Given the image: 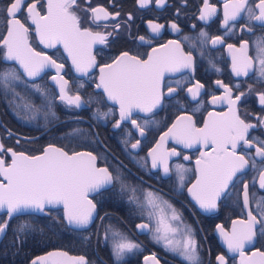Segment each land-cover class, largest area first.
I'll list each match as a JSON object with an SVG mask.
<instances>
[{
    "label": "flooded vegetation",
    "instance_id": "flooded-vegetation-1",
    "mask_svg": "<svg viewBox=\"0 0 264 264\" xmlns=\"http://www.w3.org/2000/svg\"><path fill=\"white\" fill-rule=\"evenodd\" d=\"M9 2L10 0H0V41L7 33L4 9ZM32 2L33 0H26V3ZM208 3L216 8V12L207 20H201L200 14L204 8V0H164L163 4H157L156 0H148L144 6H141L139 0H77L78 8L75 10L81 18V28H88L93 33L98 32L107 36L106 43H95L91 47V53L95 56L98 66L112 63L113 59L122 52H128L132 56L139 55L141 59H146L153 48L160 49L170 40L179 41L182 50L185 53L190 51L194 57V71L182 69L179 72L165 74L161 89L164 95L160 104L152 112L133 113L132 119L144 128L143 136L130 121H122L119 128L113 127L119 120V105L110 102L103 90L96 88L100 76L99 67L90 68L87 73L77 72L61 44H57L54 48H47L40 43L35 33V26L31 24V21L26 20V7L18 13V18L30 29L28 39L32 48L36 52L51 56L58 64H63L64 68L60 75L69 81V89L72 90L70 94L74 95V90L79 85H83L79 94L85 101L91 98V102L78 109L66 107L58 98L59 84L52 80V77L57 75L55 68H45L34 80L24 77L21 71L22 81L16 82L15 90L23 100L16 98L11 92L5 95L0 86V137L5 148H12L29 155L39 154L51 144L69 153L90 151L97 156L98 166L108 167L109 170H112L113 166L119 167L123 178L138 188V195L139 190L158 193L163 201H167L176 210L183 223L172 221L171 210L162 203L160 207L164 209V212L153 215L151 220L147 215V208L143 210L144 215H140L141 209L135 204L128 203L127 194L121 195L117 185L115 188L89 195V199L97 205V215L86 229H76L67 224L63 205L48 206L42 213L17 215L42 218V224L45 227L44 234L40 238L43 243L42 251L28 253L19 258L16 257L20 254L19 252L1 250L0 264H32L36 257L40 255L47 257L52 251L66 252L69 257L83 256L88 264H156V261H159V264H187L177 253L164 247L163 242L157 243L153 238L157 227V215H163L166 224L180 229L176 233H169V238L174 243L182 242L185 225L191 226L197 241L200 264H218L216 257L219 255L225 256L227 264H241L240 253L228 250L221 229L231 234L234 222L247 220V210L243 205L242 185L244 183L249 186V207L253 208V214H256L257 201L264 204V200H261L264 197V189L259 188L258 182L253 183V177H258V172L264 170V162L261 158L255 157L256 167L253 168V160H250L243 174L238 173L234 183L230 184L226 192L217 199V207L214 210L205 211L191 199L187 189L191 187L198 175L196 160L201 152L210 151L211 146L205 148L202 144H196L187 148L172 136H167L161 143V137L181 116H191L195 126L202 128L204 122L209 120V112L228 113L229 104L226 100L212 103L213 96L225 95L223 85L232 87L233 99L240 92L245 93L236 107L241 118L257 125L255 129L249 130V139L254 137L264 139V125L255 118L256 116L264 117V106L259 104L257 96V93L264 92V80L259 78L256 70L258 65L255 64L254 51V41L264 36V28L259 27L255 22H247L243 15L225 26L223 23L225 0H208ZM37 7L42 15L45 14L47 0H39ZM95 7L107 9L110 13L108 19L93 23L91 12L85 10ZM152 24H161L164 27L157 33L152 31ZM172 24H176L180 31H174ZM245 24L253 29L252 33L241 30ZM201 32L207 33L206 43L199 38ZM109 33L111 35H108ZM185 36L190 39L185 40ZM217 36L222 38V42L213 44L211 39ZM140 37H144V40H140ZM245 40L249 42L248 55L254 58V68L248 76H236L232 69L233 52L228 49V45L233 44L239 48ZM4 51L0 43V69L15 65V62L4 61ZM236 55L239 57L241 54L236 53ZM15 66L18 68V65ZM25 80L27 83L23 82ZM218 80L223 82L222 85L216 84ZM197 81L204 87L193 99L187 89L193 87ZM33 85H39L41 91L35 89ZM169 87L175 89L171 95L167 91ZM250 88L251 91H249ZM42 93L47 94V101ZM28 102L41 108L35 119L21 118L31 115L18 107L21 103ZM48 103L51 105V111L56 115L49 114L45 119L44 112L49 110ZM97 108L103 112L111 109L113 114L107 119H97L94 116ZM76 128L81 129L82 132L79 135H71ZM9 131L12 133L11 136L8 135ZM96 134H98V140ZM137 140L140 141L138 148L131 149L130 145ZM158 143L161 144L159 152H171L175 149L178 153L176 156H169L170 171L167 174L163 172L162 166L155 169L151 167L149 152ZM237 152H244L246 156L251 154L254 157L255 149H245L241 146L237 148ZM185 156L189 159L185 160ZM4 159L6 163H9L11 156L7 154ZM176 165H182L188 170L183 173L182 188L179 185ZM106 213L108 215H105ZM0 215L4 216V220H8L9 225L10 219H7V214L0 213ZM100 217H103V220ZM141 223L149 224L151 231L138 229L137 225ZM109 225L140 247L128 252L117 261L113 255L111 232H109V238L104 239V233ZM7 232L8 227L0 245ZM84 237L89 239L85 240ZM258 252H264V237L260 236L259 229L254 242L246 244L243 248L244 264H264V257L253 255ZM153 257L155 260L152 259ZM48 264H51V258ZM66 264H72V262L67 261Z\"/></svg>",
    "mask_w": 264,
    "mask_h": 264
},
{
    "label": "snow or ice",
    "instance_id": "snow-or-ice-1",
    "mask_svg": "<svg viewBox=\"0 0 264 264\" xmlns=\"http://www.w3.org/2000/svg\"><path fill=\"white\" fill-rule=\"evenodd\" d=\"M141 6L148 3V0H139ZM157 4H163L164 0H156ZM39 0H33L32 3H26V0H10L4 9L7 24V36L3 38L2 43L5 51L3 59L5 62H15L10 68L0 69V86L7 95L11 92L16 98L23 100L20 94L15 90L16 82L22 81L24 77H37L45 68H55L57 75L52 77L53 81L59 84V100L68 108H80L91 102V98L85 101L79 94V85L70 94L69 81L60 75L64 68L63 64H58L51 56L45 53L36 52L28 40L29 27L24 21L18 18V13L26 7V20L31 21L35 26V33L40 43L47 48H54L57 44H63L65 51L71 57L72 64L77 72L87 73L90 68L99 67V82L97 89H103L107 99L114 101L119 105V120L113 125L119 128L122 121H130L141 136L144 134V128L136 120L132 119L133 113L152 112L164 95L162 84L166 73L179 72L182 69L194 71V57L189 51L185 53L179 41L170 40L160 49L153 48L152 52L147 54L146 59H141L139 55L132 56L128 52H122L114 58L112 63L98 66L95 56L91 53V47L95 43H106L107 36L101 33H93L88 28H81V18L77 15V0H47L46 13L41 14L37 5ZM91 12L93 23L106 20L110 16L107 9L95 7L86 9ZM216 8L209 5L208 0H204V8L201 11L200 19L207 20L214 15ZM118 15V14H117ZM245 16L247 22H255L259 27L264 28V0H225L224 19L225 26L230 21L235 22L241 16ZM151 23V22H150ZM235 25L233 24V27ZM119 27V25H117ZM164 26L161 24H152L153 32H159ZM174 31H180L176 24L171 25ZM231 29H229L230 31ZM242 31L253 32L251 27L245 24ZM108 35H111L109 33ZM199 38L206 43L207 33L201 32ZM189 40L188 36L184 37ZM144 40V37H140ZM213 44L221 43L222 38L217 36L211 39ZM228 49L233 52L232 69L236 76H248L254 68V58L248 55L249 42L247 40L240 44L239 48L229 44ZM255 64L258 65L257 71L259 78L264 80V36L254 41ZM236 53L241 55L237 57ZM22 70V74H21ZM27 83V81H23ZM179 83V82H178ZM222 81H216L217 85H222ZM35 89L40 90L39 85H33ZM204 86L197 81L193 87L187 89L192 94L193 99L199 95V90ZM225 95L223 97H212V103L227 101L229 104L228 113L215 114L208 113L209 120L204 122L202 128H197L191 116H184L173 124L168 132L161 137V143L165 137L172 136L178 143L187 148L196 144H202L205 148L211 146L210 151L200 153L196 160V171L198 173L196 182L192 184L187 191L193 199L205 211L214 210L217 207L216 201L225 193L230 184L234 183L237 174L241 175L249 166V161L253 160L252 167L255 168V157L261 158L264 162V139L254 137L249 139V130L255 129L256 124L248 123L241 118L237 103L245 96L240 92L235 98H232V87L223 85ZM239 87L238 85L236 86ZM168 94L171 95L175 89L169 87ZM251 91V88L249 89ZM47 101V94L42 93ZM259 104L264 106V92L257 93ZM11 103V102H10ZM48 111L44 112L45 119L49 114L55 116L51 111L50 103L47 104ZM18 107L31 113L21 117L22 119H35L36 114L41 111L40 107L28 102L21 103ZM112 110L107 112L96 109L94 116L97 119H107L112 115ZM19 115V112H17ZM261 125H264V117H255ZM183 122V123H182ZM147 123V121H145ZM81 129H73L71 135H79ZM11 136V131L8 132ZM98 140V134H96ZM127 146V141L124 142ZM140 141L130 145L131 149H137ZM245 149H255L254 157L251 154L237 152L238 147ZM161 144L158 143L151 149V167L153 169L162 166L165 174L169 173V156H176L178 153L173 149L171 152H159ZM11 154V162L6 163L4 156ZM185 160L189 157L185 156ZM179 176V185L184 186V169L182 165H176ZM0 211L6 210L9 219L23 214L28 210L45 212L48 206L63 205L64 218L68 225L76 229H86L97 215V205L89 199L90 193H99L101 190L115 188L119 185V193L127 194V200L130 204H135L144 215V209L147 208V215L151 220L157 213H163L164 209L160 204H164L171 210V220L180 224L183 221L180 215L167 201H163L158 193L152 191L139 190L129 184L123 178L120 168L113 166L112 170L108 167H97V156L92 152L71 153L62 148H56L54 145H48L41 155L30 156L24 152H16L11 148H5L0 143ZM260 189H264V170L258 172V177H253V183ZM248 184L242 185L243 205L247 210V220L236 221L233 223L231 234L222 231L224 241L230 252H239L244 264L243 248L246 244H252L259 234L264 237V204L256 202L255 211L249 207ZM264 200V197L261 198ZM105 215H108L107 213ZM259 217V218H258ZM103 220V217H100ZM242 227L237 230L236 224ZM163 225V227H160ZM8 227V221L0 222V234L5 233ZM30 224H21L18 226L20 233L31 228ZM137 228L144 231L149 230V224L141 223ZM179 228L165 223L163 215H157V227L155 228L153 238L157 243L163 242L164 247L177 253L187 264H200V258L197 250V241L194 238V231L190 225H185V231L182 233L183 241H175L169 238V233H176ZM111 232L113 238V255L117 261L123 258L128 252L139 248L140 246L123 233L113 230L109 225L104 233V239L109 238ZM85 240L89 239L84 237ZM264 257V252L253 253ZM51 258V264H66L71 261L72 264H88L83 256L69 257L66 252H50L47 257H37L32 264L44 262L48 264ZM148 259L147 257L145 258ZM155 260V257L152 258ZM218 264H227L224 255L216 257ZM159 264V261H156Z\"/></svg>",
    "mask_w": 264,
    "mask_h": 264
},
{
    "label": "trees",
    "instance_id": "trees-1",
    "mask_svg": "<svg viewBox=\"0 0 264 264\" xmlns=\"http://www.w3.org/2000/svg\"><path fill=\"white\" fill-rule=\"evenodd\" d=\"M2 221H4V216L0 215V222ZM25 223L30 224L32 227L20 233L18 231V226ZM44 230L45 227L42 224L41 217L32 215L15 216L9 220L8 232L0 245V251L19 252L20 254L16 255V257L19 258L28 253L33 254L40 252L43 248V243L40 238L44 234ZM27 257H29V255Z\"/></svg>",
    "mask_w": 264,
    "mask_h": 264
},
{
    "label": "water",
    "instance_id": "water-1",
    "mask_svg": "<svg viewBox=\"0 0 264 264\" xmlns=\"http://www.w3.org/2000/svg\"><path fill=\"white\" fill-rule=\"evenodd\" d=\"M7 36V33H6V35H5V37ZM29 40V39H28ZM29 43H30V41H29ZM31 45V44H30ZM44 45V44H43ZM62 46H63V44H61ZM32 47V46H31ZM65 50V49H64ZM67 53V52H66ZM71 58V57H70ZM22 71V70H21ZM37 77H39V76H37ZM28 79H30V80H34V79H37V78H35V77H27ZM103 90V89H102ZM110 101V100H109ZM110 102H112V103H115V104H117L116 102H114V101H110ZM118 105V104H117ZM182 117V116H181ZM181 117H179V118H181ZM178 118V119H179ZM178 119H176L175 120V122H174V124L175 123H177V120ZM166 132H168V131H166ZM165 132V133H166ZM164 136V135H163ZM166 138V137H165ZM0 143H2V141H1V137H0ZM51 145H53V144H51ZM56 148H61V147H59V146H57V145H54ZM48 147V145L45 147V148H47ZM44 148V149H45ZM12 149V148H11ZM63 149V148H62ZM64 150V149H63ZM13 151H15L14 149H13ZM65 151V150H64ZM16 152H18V151H16ZM67 152V151H66ZM78 152H89V151H86V150H81V151H78ZM43 152H41V153H39V154H36V155H41ZM27 154V153H26ZM9 155L11 156V154L9 153ZM27 155H29V154H27ZM30 156H35V155H30ZM151 158V157H150ZM11 162V161H10ZM9 162V163H10ZM97 167H101V166H98V164H97ZM0 179H2V177H0ZM196 182V180L194 181V183ZM193 183V184H194ZM192 186V185H191ZM190 188V187H189ZM91 194H93V193H90L89 195H91ZM190 194V193H189ZM223 194V193H222ZM221 194V195H222ZM190 197H191V199L197 204V205H199L194 199H193V197L191 196V194H190ZM56 206H61V205H56ZM0 213H6V210H3V211H0ZM25 213H42V212H39V211H33V210H28V211H26ZM7 219H9V218H7ZM8 221V220H7ZM241 225H239L238 223L236 224V228L237 229H241V227H240ZM7 230V229H6ZM6 230H5V233H6ZM5 233H3V234H0V242L2 241V239H3V237L5 236ZM218 234L220 235V233H219V231H218ZM53 252V251H52ZM38 257H45L44 255H40V256H38ZM37 258V257H36ZM35 258V259H36ZM42 263V262H41Z\"/></svg>",
    "mask_w": 264,
    "mask_h": 264
}]
</instances>
